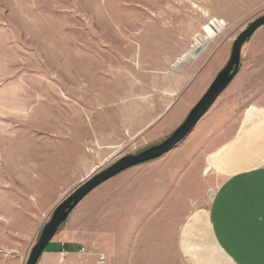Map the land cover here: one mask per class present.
Returning a JSON list of instances; mask_svg holds the SVG:
<instances>
[{
  "label": "rangeland",
  "instance_id": "1",
  "mask_svg": "<svg viewBox=\"0 0 264 264\" xmlns=\"http://www.w3.org/2000/svg\"><path fill=\"white\" fill-rule=\"evenodd\" d=\"M262 15L264 0H0V264H26L54 209L88 177L169 138ZM213 19L226 26L202 53L229 51L192 95L201 55L180 60ZM238 81L160 158L177 172L154 223L171 264H181V222L217 190L203 165L207 135L220 117L239 118Z\"/></svg>",
  "mask_w": 264,
  "mask_h": 264
},
{
  "label": "crops",
  "instance_id": "2",
  "mask_svg": "<svg viewBox=\"0 0 264 264\" xmlns=\"http://www.w3.org/2000/svg\"><path fill=\"white\" fill-rule=\"evenodd\" d=\"M224 50L210 47L191 64L201 71L188 93L206 88L224 62L229 49ZM239 72L245 105L235 122L220 117L208 132L203 165L219 183L210 203L181 222V264H264V26L244 45ZM165 164L158 159L132 167L97 187L37 264H171L161 254L160 227L154 224L162 223L163 194L176 187L177 172Z\"/></svg>",
  "mask_w": 264,
  "mask_h": 264
},
{
  "label": "water",
  "instance_id": "3",
  "mask_svg": "<svg viewBox=\"0 0 264 264\" xmlns=\"http://www.w3.org/2000/svg\"><path fill=\"white\" fill-rule=\"evenodd\" d=\"M264 26V15L253 21L235 40L227 65L218 73L200 101L191 110L181 126L165 141L137 154L126 155L102 171L88 177L77 189L61 201L54 209L52 217L44 226L40 238L33 247L26 264H37L47 246L60 227L68 220L75 207L97 187L120 173L162 158L195 129L217 99L227 90L238 75L241 67L242 50L247 40Z\"/></svg>",
  "mask_w": 264,
  "mask_h": 264
},
{
  "label": "bare ground",
  "instance_id": "4",
  "mask_svg": "<svg viewBox=\"0 0 264 264\" xmlns=\"http://www.w3.org/2000/svg\"><path fill=\"white\" fill-rule=\"evenodd\" d=\"M225 26L226 23H224L223 21H218L217 19H213L210 22L209 26L204 30V34H205L204 37L203 35L198 34L195 37V42L191 46V49L188 51V54L184 56L180 61L198 57L205 50L204 47L205 41L213 40L214 38H216L218 34L222 32Z\"/></svg>",
  "mask_w": 264,
  "mask_h": 264
},
{
  "label": "trees",
  "instance_id": "5",
  "mask_svg": "<svg viewBox=\"0 0 264 264\" xmlns=\"http://www.w3.org/2000/svg\"><path fill=\"white\" fill-rule=\"evenodd\" d=\"M250 39H251V38H249V39L247 40V42H248ZM247 42H246V43H247Z\"/></svg>",
  "mask_w": 264,
  "mask_h": 264
}]
</instances>
